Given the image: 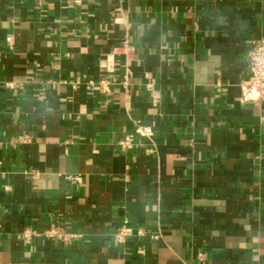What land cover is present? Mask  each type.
<instances>
[{
    "label": "crops",
    "instance_id": "0c3cea01",
    "mask_svg": "<svg viewBox=\"0 0 264 264\" xmlns=\"http://www.w3.org/2000/svg\"><path fill=\"white\" fill-rule=\"evenodd\" d=\"M259 42L264 0H0V264H264Z\"/></svg>",
    "mask_w": 264,
    "mask_h": 264
},
{
    "label": "built area",
    "instance_id": "2783aa9c",
    "mask_svg": "<svg viewBox=\"0 0 264 264\" xmlns=\"http://www.w3.org/2000/svg\"><path fill=\"white\" fill-rule=\"evenodd\" d=\"M106 67L111 68L112 64H105ZM249 76L246 82L240 85V100L241 101H264V43H256L249 53L248 59ZM92 83V82H90ZM117 83V78L105 76L97 80V90L103 95L110 93L111 87ZM125 80L122 84H125ZM153 135V128L150 124L140 123L138 121L133 122L131 131L127 132L117 142L119 148L122 151L132 150L136 147L137 138H150ZM21 141H25L24 138H20ZM75 180L80 182V177L76 176ZM131 227L122 225L117 229L114 234V240L117 242H124L126 237L131 234ZM23 239L26 241L31 240L33 237H43L45 239L59 240L64 243H68L72 240L80 238V235L75 232L65 231L61 227L54 224L49 225L42 232L26 229L23 231ZM157 239L158 236H153ZM141 252V250H139Z\"/></svg>",
    "mask_w": 264,
    "mask_h": 264
}]
</instances>
